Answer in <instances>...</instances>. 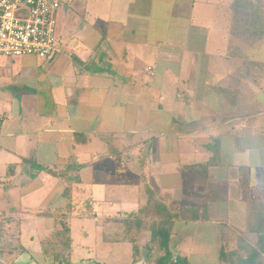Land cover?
I'll return each mask as SVG.
<instances>
[{
  "label": "crops",
  "instance_id": "obj_1",
  "mask_svg": "<svg viewBox=\"0 0 264 264\" xmlns=\"http://www.w3.org/2000/svg\"><path fill=\"white\" fill-rule=\"evenodd\" d=\"M59 1L64 49L0 56V238L35 240L0 262L49 264L66 229L62 264H147L148 192L173 260L264 252V0L253 42L237 0Z\"/></svg>",
  "mask_w": 264,
  "mask_h": 264
},
{
  "label": "trees",
  "instance_id": "obj_2",
  "mask_svg": "<svg viewBox=\"0 0 264 264\" xmlns=\"http://www.w3.org/2000/svg\"><path fill=\"white\" fill-rule=\"evenodd\" d=\"M255 7H258L257 4H251L245 0H237L234 5L235 26L233 31L237 35L243 37L247 42H253L260 37L259 32L253 29L252 21L258 17V15L255 14L256 11L253 9ZM148 201L149 207L145 212H140L134 219V226H136L139 231H143L147 228L150 231V249L148 250L147 256H145V261L147 264H185L180 258H175V260H173V256L168 249L174 215L169 214L167 209L154 199L151 192H148ZM53 237L54 238L49 240V243L51 245H57L61 242L62 248L60 252L55 253L51 247L50 249L43 250V254L51 259L49 264H62L69 258L67 255L70 251L71 240L67 237L66 229L61 235H55ZM222 241L223 239L221 238V246L218 254L219 264H264L261 257L264 252L260 247L257 248V251L256 249H250L245 258H242L238 256V253L236 255H231L225 252V245L222 244ZM138 255V248L134 245L133 256L136 258Z\"/></svg>",
  "mask_w": 264,
  "mask_h": 264
},
{
  "label": "built area",
  "instance_id": "obj_3",
  "mask_svg": "<svg viewBox=\"0 0 264 264\" xmlns=\"http://www.w3.org/2000/svg\"><path fill=\"white\" fill-rule=\"evenodd\" d=\"M59 0H0V56L51 61L58 52Z\"/></svg>",
  "mask_w": 264,
  "mask_h": 264
},
{
  "label": "rangeland",
  "instance_id": "obj_4",
  "mask_svg": "<svg viewBox=\"0 0 264 264\" xmlns=\"http://www.w3.org/2000/svg\"><path fill=\"white\" fill-rule=\"evenodd\" d=\"M60 3H59V9H58V11H57V14H56V38H57V44H58V47H57V50H60V46H62V48L64 49V47H65V42H67V36H60V24H61V22H62V25L64 24V20L62 19V21H61V14L63 13V11H64V5L62 4V2L61 1H59ZM46 227H49V222L47 221L46 222ZM75 225H77V226H75V227H77V229L79 228V229H81V228H85V227H89V230H92V227H90V223H85V225L84 224H82V223H79V224H75ZM92 226V225H91ZM43 228L45 229V226H43ZM1 232V231H0ZM48 232H50V233H52V231H50L49 230V228H46V230H44L41 234H44V236H46V234L48 233ZM59 232H60V230H59ZM81 232V231H80ZM59 235V234H58ZM0 236H1V233H0ZM51 236H52V234L48 237V238H51ZM47 237V236H46ZM52 239V238H51ZM62 240V239H61ZM87 240H85L84 242H86ZM0 260H1V262H6L7 263V261L9 260V262H12V261H10V260H12L11 258V256L13 255V253H15V252H17V251H21L22 249H27L28 247L30 248V247H32L33 245H34V243H35V240H32V241H29V240H27V239H25V240H23V242H26V243H28V245H26V243H24L25 245L24 246H27V247H24L23 248V246L20 244V240H17V239H3V238H0ZM41 243V242H40ZM99 243V242H98ZM53 245V244H52ZM62 243L61 242H59L57 245H53V247L51 248L55 253H57V252H60V250H61V248H62ZM22 247V249H20L21 247ZM20 247V248H19ZM9 250H11L10 252H12V254H8L9 253ZM95 250H97V249H95ZM75 253V252H74ZM93 253L95 254V252L93 251ZM108 253H110V252H108ZM84 255V256H86V257H89L88 255L89 254H87L86 252H84V251H78L77 253H75L74 255H73V259H75L78 255ZM94 254H93V256H94ZM35 256V258H37L36 257V255H34ZM33 256V257H34ZM110 255H108V254H106V257H109ZM34 258V263L37 261V259H35ZM89 258H91V256L89 257ZM36 260V261H35ZM0 262V263H1ZM110 263V262H109ZM2 264V263H1ZM39 264H44V262H43V260H40L39 261Z\"/></svg>",
  "mask_w": 264,
  "mask_h": 264
}]
</instances>
